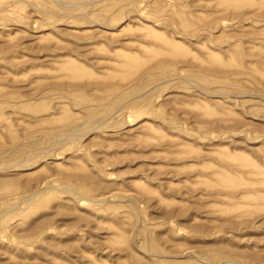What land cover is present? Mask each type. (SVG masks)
Instances as JSON below:
<instances>
[{
	"label": "rangeland",
	"instance_id": "1",
	"mask_svg": "<svg viewBox=\"0 0 264 264\" xmlns=\"http://www.w3.org/2000/svg\"><path fill=\"white\" fill-rule=\"evenodd\" d=\"M0 264H264V0H0Z\"/></svg>",
	"mask_w": 264,
	"mask_h": 264
}]
</instances>
